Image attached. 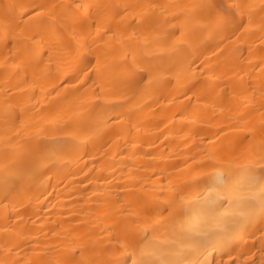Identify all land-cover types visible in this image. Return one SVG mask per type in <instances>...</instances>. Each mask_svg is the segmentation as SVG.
Here are the masks:
<instances>
[{"label":"bare ground","instance_id":"obj_1","mask_svg":"<svg viewBox=\"0 0 264 264\" xmlns=\"http://www.w3.org/2000/svg\"><path fill=\"white\" fill-rule=\"evenodd\" d=\"M0 264H264V0H0Z\"/></svg>","mask_w":264,"mask_h":264}]
</instances>
